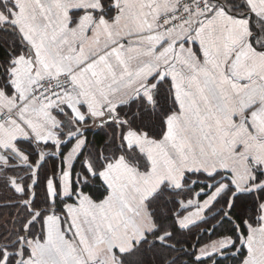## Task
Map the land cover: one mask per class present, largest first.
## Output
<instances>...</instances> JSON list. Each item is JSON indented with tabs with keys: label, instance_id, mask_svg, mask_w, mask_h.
I'll return each instance as SVG.
<instances>
[{
	"label": "snow or ice",
	"instance_id": "1",
	"mask_svg": "<svg viewBox=\"0 0 264 264\" xmlns=\"http://www.w3.org/2000/svg\"><path fill=\"white\" fill-rule=\"evenodd\" d=\"M0 264H264V0H0Z\"/></svg>",
	"mask_w": 264,
	"mask_h": 264
}]
</instances>
